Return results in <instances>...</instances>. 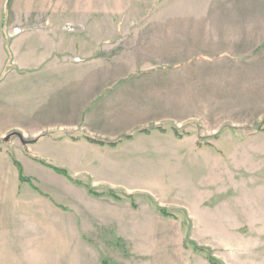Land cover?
I'll return each mask as SVG.
<instances>
[{
	"label": "crops",
	"instance_id": "crops-1",
	"mask_svg": "<svg viewBox=\"0 0 264 264\" xmlns=\"http://www.w3.org/2000/svg\"><path fill=\"white\" fill-rule=\"evenodd\" d=\"M92 1L0 0V264H56L60 242L71 239V253L76 235L92 234L97 224L106 228L109 200L116 202L107 189L118 192L125 180L108 153L149 149L155 141L193 140L198 149L200 134L187 131L201 123L198 110L264 86V8L254 27L250 10L241 23V9L222 3H137L119 26L60 19V12L92 7L124 11L120 0ZM225 11L229 28L220 23ZM14 13L26 18L14 21ZM75 23L89 26L88 35L112 26L117 38L91 44L76 63V30L67 27ZM186 53L202 58L180 65ZM89 188L105 194L94 199ZM77 209L90 219L76 224ZM64 256V264L75 260Z\"/></svg>",
	"mask_w": 264,
	"mask_h": 264
},
{
	"label": "rangeland",
	"instance_id": "rangeland-1",
	"mask_svg": "<svg viewBox=\"0 0 264 264\" xmlns=\"http://www.w3.org/2000/svg\"><path fill=\"white\" fill-rule=\"evenodd\" d=\"M167 2L178 4L176 6L228 4L227 7L241 9V23L244 9L250 10L253 27L259 24L260 9L264 8V0H120L123 12L92 7L88 12H60V19L83 23L111 20L119 26L120 18L126 21L133 17L134 12L129 11L132 5ZM91 3L94 2L91 0ZM114 4L108 2L110 8ZM179 14L182 12H175L172 16ZM220 15L225 16L220 23L228 27V11ZM14 16V21L26 18L18 13ZM1 27L0 31L3 30ZM67 27L76 30V47L72 53L76 63L82 62V54L91 44L94 46L105 39L114 42L117 38L112 26L97 29L95 35H88L89 26L85 30L77 23ZM193 56L197 57L191 58ZM201 58V53H186L184 59L177 62L186 60L180 65L188 66ZM262 82L253 85L250 91L237 90L233 95L220 98L219 102L214 101L210 108L198 110L201 123L187 130L200 134V138L196 135L198 149L193 140L180 145L172 141H155L149 149L130 147L116 154L108 153L109 160L120 165L118 175L125 177L124 186L116 188L122 201L109 200L114 208L109 205L106 228L97 224L100 228L91 230L92 234L76 235L71 253L68 252L71 239L60 242L59 262L56 264L67 261L65 254L69 259H75L70 264H210L205 252H196L186 242L189 234L193 242L211 250L213 256L224 264H264ZM232 121L245 126L233 127ZM179 130L183 135L188 133L184 128ZM188 142H192V146L185 145ZM127 195L134 198L131 200ZM77 201L79 204L83 202ZM160 208L167 209L178 219L162 216ZM75 216L76 224L82 218L90 219L83 209L75 210ZM79 229H84L82 223Z\"/></svg>",
	"mask_w": 264,
	"mask_h": 264
},
{
	"label": "trees",
	"instance_id": "trees-1",
	"mask_svg": "<svg viewBox=\"0 0 264 264\" xmlns=\"http://www.w3.org/2000/svg\"><path fill=\"white\" fill-rule=\"evenodd\" d=\"M263 123H264V121H263ZM147 132H148V130L141 131V133H147ZM12 136H18V137H20L25 142V140L22 138V136L20 134H18V133H15V134L11 135V137ZM88 139L90 141H92V142H96V143H99V144H108V143H104L102 141H99L97 139H94L92 137H88ZM116 144L117 143H113V144H109V145H116ZM36 159L38 160V158H36ZM39 162L42 163V164H44V165H46V166H48V167H50V168H52V169H54L57 173L62 174L64 176H66L67 178H69L70 180L78 183V181L66 169H63V168L58 167V166H56V165H54L52 163H49L47 161H44L43 159H39ZM89 191H90L91 195H93L95 197H99L100 195H104L105 194V193H103V194L96 193L94 191V189H92V188H89ZM106 194L109 195V196H111L112 198H114L117 201H122V198L119 197V195L116 192H114V191H112L110 189L106 192ZM127 197L130 198L131 200L134 198L133 195H127ZM132 205L134 207H136V205L133 202H132ZM155 205L157 206V208L159 207L156 203H155ZM158 210L162 214V216H164V217L178 219L176 216L170 214L169 211L167 209H165V208H160ZM186 242L188 244L190 243L194 247V250L196 252L197 251L198 252L201 251V253H204L205 252L206 253V256H207L206 258L210 262V264H224L222 261L218 260L216 257L213 256L211 250H209L208 248L200 247L195 242H193L191 240V235L190 234L187 236Z\"/></svg>",
	"mask_w": 264,
	"mask_h": 264
},
{
	"label": "water",
	"instance_id": "water-1",
	"mask_svg": "<svg viewBox=\"0 0 264 264\" xmlns=\"http://www.w3.org/2000/svg\"><path fill=\"white\" fill-rule=\"evenodd\" d=\"M9 138H10V137H7V138H6V141H8V140H9Z\"/></svg>",
	"mask_w": 264,
	"mask_h": 264
}]
</instances>
